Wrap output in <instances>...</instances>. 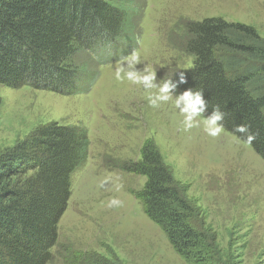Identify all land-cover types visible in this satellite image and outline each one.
Segmentation results:
<instances>
[{
  "label": "rangeland",
  "instance_id": "1",
  "mask_svg": "<svg viewBox=\"0 0 264 264\" xmlns=\"http://www.w3.org/2000/svg\"><path fill=\"white\" fill-rule=\"evenodd\" d=\"M125 1L137 12L131 18L142 44L105 64L80 52L76 63L98 73L89 92L0 84V154L50 122L89 131L87 158L72 176L50 264H190L145 214L139 194L146 176L126 169L143 159L147 144L196 206L195 224L215 239L220 264H264V158L226 130L215 138L202 126L184 131L172 102L154 108L148 91L115 79L133 50L156 69L157 82L193 68L195 58L185 49L190 22L222 18L252 26L264 38V0ZM113 197L123 205L107 207Z\"/></svg>",
  "mask_w": 264,
  "mask_h": 264
},
{
  "label": "trees",
  "instance_id": "2",
  "mask_svg": "<svg viewBox=\"0 0 264 264\" xmlns=\"http://www.w3.org/2000/svg\"><path fill=\"white\" fill-rule=\"evenodd\" d=\"M134 13L125 0H0V84L89 92L98 73L79 66L77 55L91 53L97 64L119 61L138 46ZM185 49L195 64L182 70L187 83L177 93L203 88L205 115L219 105L224 130L246 143L233 128L249 124L257 136L248 144L264 158V38L252 26L211 17L188 23ZM88 132L50 122L0 154V264L51 263L72 176L87 158ZM126 169L146 176L144 212L188 263L222 262L215 239L195 224L196 206L151 144Z\"/></svg>",
  "mask_w": 264,
  "mask_h": 264
},
{
  "label": "clouds",
  "instance_id": "3",
  "mask_svg": "<svg viewBox=\"0 0 264 264\" xmlns=\"http://www.w3.org/2000/svg\"><path fill=\"white\" fill-rule=\"evenodd\" d=\"M137 51L133 50L123 58L121 64L115 69V79L123 82L127 80L137 87H142L149 92L148 102L154 108H160L162 105L172 102L175 109L179 111L182 119L184 131L193 128L203 127V131L210 137H219L224 132V120L226 113L219 105L212 107L208 112V101L205 98L203 88L194 89L189 87L183 92L177 94L179 85L187 83V76L184 71L177 70L179 79H173V74L168 79H160L157 82V72L154 67L144 63ZM143 63V67L138 69L136 66ZM151 90H155L154 92ZM233 131L245 136L248 143L256 139L257 133L251 131V126L246 123L235 124ZM106 181H101L100 188H104ZM123 201L113 197L107 202V207H121Z\"/></svg>",
  "mask_w": 264,
  "mask_h": 264
}]
</instances>
